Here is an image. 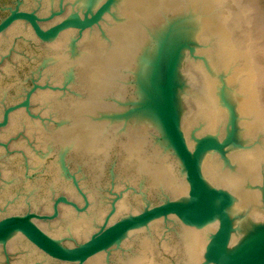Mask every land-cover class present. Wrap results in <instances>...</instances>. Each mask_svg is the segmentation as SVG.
I'll use <instances>...</instances> for the list:
<instances>
[{
	"label": "water",
	"instance_id": "1",
	"mask_svg": "<svg viewBox=\"0 0 264 264\" xmlns=\"http://www.w3.org/2000/svg\"><path fill=\"white\" fill-rule=\"evenodd\" d=\"M0 264H264V0H0Z\"/></svg>",
	"mask_w": 264,
	"mask_h": 264
}]
</instances>
